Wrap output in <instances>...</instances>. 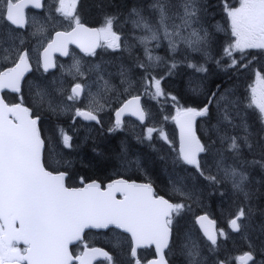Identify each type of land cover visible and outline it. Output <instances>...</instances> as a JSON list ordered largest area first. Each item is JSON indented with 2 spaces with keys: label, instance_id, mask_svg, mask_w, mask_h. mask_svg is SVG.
Instances as JSON below:
<instances>
[{
  "label": "snow or ice",
  "instance_id": "snow-or-ice-1",
  "mask_svg": "<svg viewBox=\"0 0 264 264\" xmlns=\"http://www.w3.org/2000/svg\"><path fill=\"white\" fill-rule=\"evenodd\" d=\"M0 4L3 5L0 8V20L9 29L12 26L15 29L25 26L24 10L29 4L37 9L44 6L42 0H0ZM76 5L77 0H58V6H54L55 12L70 22L71 30L57 31L55 37L47 43L43 50L45 71L55 67L51 53L59 51L67 55L69 43H78L85 52L92 55L99 46L100 38L107 42L109 48H121V36L113 31L114 23H118L116 17L107 16L103 27L89 29L76 14ZM220 7L227 17L230 42L216 63L219 66L223 58L227 57L230 63L225 65V70L247 68L248 65L242 63L246 50L259 49L264 52V0H236L235 4L231 0H221ZM129 21L134 29L146 33L136 37L144 45L145 59L136 58V67L143 73L140 82L144 94L151 95L153 99L167 95L179 105L177 97L165 94L161 87L165 77L157 78L153 72L164 64L168 68L166 75H171L177 67L175 54L181 44L186 50L201 52L206 59L211 58L208 49L212 32L209 29L214 27L217 32L224 29L219 24H209L203 0H141L140 4L128 12L125 22ZM46 23L47 18L45 24H40L33 35L45 33ZM162 40L167 41L171 57L154 55L153 49L148 47L151 41L160 47ZM9 41L0 39V61L12 65H0L3 67L0 70V90L10 89L19 93L24 73L30 68V55L29 50L22 47L23 41L19 45L13 37ZM5 43H8V47L4 46ZM132 47L127 45L126 50L130 52ZM234 53H240L241 60L236 59ZM187 66L196 72L208 71L203 65L188 63ZM73 67L76 75H85L79 62ZM96 69L98 71L99 66ZM120 75L121 83L131 87L132 82L123 67ZM257 77L261 87L251 88L245 107H241V101L234 98V93L228 89L221 92L220 85H216L215 91L204 93L206 102L202 107L178 106L176 115L172 117L180 127L177 161L193 166L199 176L213 186L230 183L231 190L239 198L240 205L228 222L234 232H245L248 228L245 221L254 212L252 201L257 193L252 190L247 166L259 165L264 169V75L258 71ZM98 81H103L105 93L113 90L103 76H98ZM190 90L193 93L204 91L202 85L192 87L191 81ZM82 94L86 99L90 98L87 105L84 108L75 107L76 103L82 102ZM139 101L140 96H133L116 110V121L109 128L110 132L121 126L120 117L130 106H134L133 115L141 121L145 120L146 113ZM30 103L31 107L25 106L23 97L18 103H8L0 96V264H75L76 261L79 264H92L96 257L111 262L112 255L103 249L88 248L85 245V250L74 256L69 246L82 240L85 229L112 228L130 234V257L135 264H141L137 256L138 248L150 245H155L156 257L148 260L147 264H169L165 250H172L174 216L179 215L187 206L185 203H171L164 196L158 195L151 183L139 184L123 179L114 180L102 187L96 180L85 182L81 178V187H71L66 183L71 179L68 171L56 168L50 170L47 166L46 139L42 137L40 127L42 113L60 116L71 112L73 120L82 117L99 124L100 113L108 106V101L100 93L93 94L90 85L76 83L66 97L63 90H60L58 97L55 91L36 86ZM213 109L214 124L211 123ZM248 109H253V112L250 113ZM197 117L207 118L210 124L203 140L197 135ZM250 120L253 123L250 124ZM254 125L258 126L252 130ZM154 131V128L147 129L148 139H151ZM237 131H242L243 135L231 134ZM161 136L167 141L163 132ZM60 138L65 148L72 147V137L63 129H60ZM244 148L254 157L258 154L259 159H244ZM202 153L206 154L203 164L200 158ZM229 159L232 160L231 164L227 163ZM209 160L215 168V174H212ZM173 190L182 198L192 199V194L184 190L180 181L173 185ZM205 221H208L207 215L196 218L207 240L217 245L218 235L225 236L226 233L223 230L217 233L215 221H208L209 227L205 226ZM185 240L181 252L187 256V264H202L198 259V244L192 240L191 235L186 236ZM237 259L242 264L248 261L255 264L252 251L245 252ZM215 264L226 262L219 260Z\"/></svg>",
  "mask_w": 264,
  "mask_h": 264
},
{
  "label": "trees",
  "instance_id": "trees-1",
  "mask_svg": "<svg viewBox=\"0 0 264 264\" xmlns=\"http://www.w3.org/2000/svg\"><path fill=\"white\" fill-rule=\"evenodd\" d=\"M117 1L118 0H82L81 5L85 4L84 6L87 7V16L84 17L85 21L93 22L95 20L105 19L107 16H112L113 13L117 11V9L112 8L108 10V8L116 4ZM212 1L214 0H206L203 3L206 4ZM210 8L211 7H209L207 10L209 11ZM101 10H105L104 13H102ZM99 12L102 14H100ZM220 13L221 12L218 9L217 14L220 15ZM222 23L224 29L223 31L212 32V41L210 48L208 49L211 58L206 59V57L200 53H189V55H184V60L179 61V59L175 56V62L177 63V67L172 70L171 75L167 76L166 81L169 85L166 87L168 90L164 91L165 94H171L172 96H176L177 100L179 101V105H177L170 99V97H167V95L165 96V101L168 110H171L172 113L176 112L178 106L202 107L203 103L206 102V97L204 93L210 94L212 91H215L216 85H220V91H224L225 89H228L230 91L235 90V96L240 98L241 104L244 107L248 104V100L251 95V88L253 86L255 77L257 76V72L259 71L262 75H264V52H261V50L259 49L246 50L243 56L242 63L248 65L247 68L225 70V65L230 63L227 57H224L222 63L218 66L216 60L221 59V57L223 56L224 47L230 42V32L227 20H224ZM210 25L214 26V24ZM212 28L213 27H211V29ZM171 56L172 55L167 54V57ZM234 56L236 57V59L241 60L240 53H234ZM131 58L133 57L131 56ZM169 61L171 62V60ZM188 63H194L197 66L203 65L208 69V71L196 72L193 68H189L187 66ZM155 70L162 69L158 68ZM190 74L196 76L198 82L197 85L203 86V92L193 93L192 91L188 90L185 79L186 76ZM55 87L59 88L60 86L57 83ZM248 111L252 113L253 109H248ZM46 113L47 114L43 116V119L40 123V127L42 136L46 139L47 145L48 138H50L51 134L56 133L57 140L59 139L58 130L60 127L66 129L64 125V123H66V120L64 119L63 115L56 116L48 112ZM202 120H206L209 123L207 118L200 117L198 122V128L201 127ZM211 123H215L214 116L211 120ZM73 126L75 133V136H73L72 138L73 150H67L63 148L62 145L57 140H55L57 151L54 154L50 153V158H53V156L57 154V160L60 162V164L71 169V179L69 180L70 182L74 180V178L72 177L73 173H79L84 177H91L93 175H104L106 172L110 171V169L112 168V164L113 166L114 164L117 165V156L119 154L118 143L121 142L118 141L119 134L111 135L103 132L101 135H99L92 134L89 131L83 130L81 135L77 137L76 130L78 129V126ZM201 138L203 140L204 137L201 136ZM56 149L49 148L47 145V150L45 152L46 160L49 151ZM168 153L170 154V152ZM70 155H74V158L72 159V156ZM242 155L243 158L247 159L248 161H251L254 158L259 159L258 154L254 157L251 153L248 152L246 148L242 150ZM170 160L167 163L168 176H170ZM151 164L158 165L156 160ZM179 164L180 163L177 161V168L181 169L179 167ZM251 166L252 167L248 166L249 170L253 171L255 176L257 175L256 183L252 186V190L256 192L257 195L252 201L254 206V212L249 220L255 224H258V226H264V169L260 168L259 165L251 164ZM194 186L198 187L199 192H201L203 195L212 196V201L210 202L211 204L207 208L214 215H217L219 207L217 206L218 201L230 204L228 206L234 209L238 208L240 205V200L235 194L234 199L231 201L223 199L224 192H227V188L224 187V185L213 186L207 180L200 179V182H194ZM87 239L90 241L89 235L87 236ZM228 243V241H225L224 245H227ZM93 244L97 245L99 243L95 242ZM246 244L249 243L246 242ZM171 247H174V243H172ZM202 248H204V252L208 255V261L210 264H215V262L218 260H224L226 264L231 263V259L223 255V249L221 246L217 245L211 248L204 244ZM121 256L124 258L125 261L128 262V264H130L128 254L124 253L121 254Z\"/></svg>",
  "mask_w": 264,
  "mask_h": 264
},
{
  "label": "flooded vegetation",
  "instance_id": "flooded-vegetation-1",
  "mask_svg": "<svg viewBox=\"0 0 264 264\" xmlns=\"http://www.w3.org/2000/svg\"><path fill=\"white\" fill-rule=\"evenodd\" d=\"M140 1L141 0H124L123 1L124 2L123 8H122L123 14H128V12L133 7H135L141 3ZM43 5L44 6L42 7L41 11H36L32 6L27 7L25 9V15H26L25 26L20 27L18 29H15V26H12V29H15L14 32L12 31V29H9L7 27V25H5V22L3 20H0V26H3V27H0V33H2V35H0V39H3L5 41H9V38L13 37L15 39V43L17 45L20 44V41H23L24 43H23L22 47L24 49L29 50V55H30L29 64L31 66V71L27 75V77H25V79L22 81L21 91L19 93L12 92L11 90L3 91V96L8 103H18V102H20L21 97H23L24 102L26 99H32L33 93L36 90V86L58 92L56 94L59 97L60 90H62V89H61V87L56 88L55 87L56 84L63 79L65 81H68V79H69L68 76H66V75L61 76V73L57 74L59 69H61L62 67L66 66L68 64L75 65L77 62H79L81 71H85L86 69L91 67L103 55V48H102L104 46L103 44L100 45L101 47L95 52L94 55L88 54V53L83 54L74 46H70V55L65 59L57 58L58 67L55 68L54 70H51V71H45L43 69L41 61H40V54H41V51L46 47V44L48 43V41L51 40L56 29L54 27H51L50 23H49V15L51 13H54V9H53V6L50 4V0H43ZM84 5L85 4L81 5L80 9H81L82 16L86 17L87 16V7ZM2 7H3V5L0 4V8H2ZM102 13H104V11H102ZM102 13H100V14H102ZM46 18H47V23L45 25V28H46L45 33H43L41 35L34 36L33 33L36 31L37 20L41 19L45 24ZM128 26H130V28H133L132 24L128 25ZM4 46L8 47V43H5ZM134 63H136V62H134ZM0 65L12 66L10 63H5L3 61H0ZM0 70H3V67H0ZM119 76H121V75L119 74L118 78H119ZM128 76H130V75H128ZM97 81L98 80H89V82H91V84H89L90 89L91 90H97V89L102 88L101 89V92L103 93L102 96L104 97V99H106L108 101V106L110 107V109H109V107H107V108L105 107V110L102 113H100V117H106V119H101L100 126H97L98 128H102L103 130H105L106 128H111V127H113L112 125H114V123H113V112H114V110H113V105H112V102H114V101L112 100V97L109 96V95H113L114 92L112 90V91L105 93L103 87H101L99 84H97L98 83ZM130 81L132 82V86L129 87V85L127 84L124 87H127L130 89L127 92L128 94L129 93L133 94L136 92L133 89L136 88V84L140 82V79L138 77H132L130 79ZM76 82H80L82 84H85L81 80L74 81V83H76ZM112 87H113V89H116V87H114V86H112ZM122 93H123V91H122ZM64 94H65V92H64ZM108 98H110V100H108ZM102 102H103V100H102ZM25 105H28V104L25 103ZM142 105H143V109L146 113V118H145L144 122L142 123L144 125L139 124L134 119L125 118L123 120V122L121 123V126L129 127L131 130H139V129H147V128H154L156 130L157 129L161 130L162 125L164 123L163 113L160 112L158 117H156V116L153 117L152 112L145 107L143 100H142ZM43 113L47 114L46 112H43ZM86 124L89 126H82L81 125L80 126L81 130L89 128L91 133L95 134V131H97V129H94L93 127H96V126H92V125H98V123H96L95 121H90V122H87ZM55 140H57L56 133H53V134H51L50 138H48V141H47V145L49 148L56 149V143H55L56 141ZM49 141H51V143H48ZM162 143H163V140L161 139L160 140V149L161 150L159 153L164 152V150L162 148ZM133 144H136V146L138 147V150H136L137 154H132L133 153V151L131 150L132 144L131 145L130 144L125 145L123 143V146H124L123 148H124L126 158L121 159V156H120L121 143H118V145H119V154L117 156L118 163H117V165L114 164V166L112 164L111 165L112 168L110 169V171L106 172L104 175H93L91 177H84L83 175H80L79 173H73L72 177L75 180H79L81 178H83V179H97L101 183L102 186L106 182H108L112 179H115V178H125L127 180H137V181H144L147 179V180L152 181L155 192L158 195L164 196L165 191L163 188V180H162V174H163L162 169H164V166L153 165L155 167L154 168L155 172H152V164H151L152 162L150 161L151 163H147V164L145 162V160L147 158H148V161H149V158H151V157L155 160V159H158L159 156H161V155H159V156L157 154L153 155V154H151L150 150L142 149L141 148L142 145H138L137 143H133ZM147 144L149 147L151 146L150 143L147 142ZM156 162H159V161L156 160ZM47 166H49L50 170L53 168H56L60 171H68L69 175L71 173V169H69L68 167H66L64 165H61L60 162L57 160V154H55V156H53V158H50V156H49V160H47ZM152 175H155V178H153ZM78 182L79 181H77L74 184H70V185L71 186L76 185ZM173 227H174V225H173ZM184 230L187 233L185 235V237L188 235H191L192 240L195 238V236L191 234L192 230L197 231L195 224L193 222L190 224H187V225H183L182 229H176L175 231L177 234L173 235L172 239L174 241V248H176L178 250L181 249V246H178L177 244L180 242ZM102 234H105L107 241L112 245L113 249L116 252H118V250L121 247L125 248L126 253L129 252L132 241L127 234L123 233L122 231H120L118 229H114V228L108 229L107 231L102 232ZM185 237H184V239H185ZM200 239H201V237L198 238L196 241H200ZM122 242H124V243H122ZM83 245H84V241H79L76 244L72 245L70 250L74 255H77L81 252ZM21 247H23V245ZM144 250H146L149 254L152 253L151 248L144 249ZM200 253H202V252L200 251ZM179 262H180V260H176L174 262V264H179Z\"/></svg>",
  "mask_w": 264,
  "mask_h": 264
},
{
  "label": "rangeland",
  "instance_id": "rangeland-1",
  "mask_svg": "<svg viewBox=\"0 0 264 264\" xmlns=\"http://www.w3.org/2000/svg\"><path fill=\"white\" fill-rule=\"evenodd\" d=\"M204 1V0H203ZM216 0H214V1H212V2H210V3H207V4H205V6H206V11H208L207 9L210 7V6H212V4L215 2ZM104 2V1H103ZM102 2V3H103ZM141 2V1H140ZM123 0H118L117 1V3L116 4H114L112 7H110V8H108V10L109 9H118L120 12H121V14L123 13ZM236 3V2H235ZM234 3V4H235ZM50 4L53 6V9H54V14H51L50 15V24H51V26H53V24H54V17H55V7L54 6H58V0H50ZM106 10V9H105ZM105 10H101V11H105ZM217 10H218V6H217V4H214L211 8H210V10L207 12V14H208V22H209V24H214V26L216 25V24H219V25H222L223 23H222V19H219L220 18V15H218L217 14ZM145 15H148V13L147 12H145L144 13ZM123 16H124V19L126 20L127 19V16H128V14H123ZM226 17V16H225ZM60 18L65 22V23H67L68 25L70 24V22L69 21H67V20H65L62 16H60ZM226 19H227V17H226ZM228 23V22H227ZM127 24L128 25H131V22L129 21V22H127ZM121 25H124L125 26V28H126V30H127V34L129 35V36H127V42H129V43H131L130 45H133V47L131 48V52H134V53H138L137 51H138V45L135 43V40H134V37L136 38V37H140V36H143V35H146V33L144 32V31H142L141 29H134V28H130V26H128V25H126L125 23H123V20H122V22H121ZM104 26V24L103 25H101L100 27H103ZM207 26V25H206ZM113 31H114V29H113ZM209 31L210 32H215V31H212V29L210 28L209 29ZM229 32H230V30H229ZM131 35H132V37H131ZM121 36V35H120ZM103 42L105 43V44H107V42L103 39ZM121 42H122V40H121ZM155 44H156V42L155 41H151L149 44H148V46H150V48H152L153 49V54L154 55H159V56H162V57H167V52H168V47H167V41L166 40H162V42H161V44H160V47H156L155 46ZM180 46H184L183 44H181ZM185 47V46H184ZM189 53H200V54H202L201 52H191V51H189V50H186V48H183V49H180V50H178V52L175 54V56H176V58H178L179 59V61H182V60H184L185 59V57H184V55H189ZM104 56H106V54L104 55ZM139 58V56H138V54H137V56H134V58L136 59V58ZM140 60H144V58L141 56V58H139ZM128 60H131V58H127L126 59V61H128ZM178 61V62H179ZM118 62H122L123 64H120V68H124V69H126L127 70V73H128V75H130V76H128V77H140V76H142V75H140V73L138 72V73H135L134 71H136L137 72V68H136V66H135V63H132V61H128V62H125V61H121V60H119V59H116V60H113L112 62H109V60L108 61H104V60H99V62H97V63H95V64H93L91 67H89L88 69H86L85 71H83V72H88L90 75H93V73L95 72V71H97V69H96V66H99V70H101V65H103V66H105V71L107 72V74L109 75V76H111L110 75V73L112 74V76H113V79H112V82H115V80H116V74H117V72H118V67L116 66V64L118 63ZM125 62V63H124ZM135 62H136V60H135ZM169 63H170V61H169ZM74 65H66V66H64V68H66V69H68V70H70L71 72H73L74 74H75V69H74V67H73ZM161 67H162V70H166V69H168L167 68V66L166 65H164V64H162L161 65ZM89 69H91V71H89ZM98 70V71H99ZM120 74V73H119ZM154 75H156L157 76V78H159L160 76H163V74H156V73H153ZM61 76H65V74H62L61 73ZM75 76H78V75H76L75 74ZM119 77H121V76H119ZM122 81V80H121ZM121 81H119V83L117 84V89H113V95H109V96H111L112 97V100L114 101V102H112V105H116V104H118L119 102H120V99L122 98V91H123V89H122V87H123V85L124 84H122L121 83ZM185 81H186V84H187V88H188V90L189 91H191L190 90V81L192 82V87H194V85H195V87H198V85H197V78H196V76H194L193 74L191 75H187L186 76V79H185ZM88 84H91V82H89ZM97 84H99L101 87H102V83H101V81H98V83ZM169 84H168V82H166V87L168 86ZM126 86V85H125ZM47 87V86H46ZM162 87V86H161ZM252 87H256L257 89H259L260 87H261V84L259 83V81H258V77L256 76L255 77V80H254V83H253V86ZM48 88V87H47ZM54 89V88H53ZM167 89V88H166ZM168 90V89H167ZM144 88H143V86H142V84L140 83L139 84V92H142V93H144ZM221 92H222V90H221ZM232 93H234V98H236V99H238L239 101H241L240 100V98H238V97H236L235 96V90H232L231 91ZM56 93H58V92H56ZM117 97V98H116ZM144 98H145V102H146V107L147 108H149V109H151L152 110V112L154 113V115H159V113L160 112H162L163 113V117H164V119H165V117H167V113H166V111H165V107H164V104H159V102H158V100L157 99H153V98H151V95H145L144 94ZM115 99V100H114ZM108 100H110V98H108ZM82 104H87L88 103V99H85L84 101H82L81 102ZM107 107H109V106H106V108ZM241 107H244L242 104H241ZM71 112H69V113H67V114H64V115H69ZM214 118H215V110H214ZM70 119H73V116L71 115L70 116ZM101 119H106V117H100V121H101ZM165 120H167V119H165ZM173 120V119H172ZM251 123H253L251 120H250V124ZM214 124V123H213ZM81 126V125H80ZM78 127V129L76 130V135H77V137H79V135H81V133H82V131L83 130H85V131H89V132H91L90 131V129L88 128V129H82L81 130V127ZM257 125H254L253 126V128H252V130H255V127H256ZM209 127H210V124H207L206 123V121H202V125H201V130H202V132H203V134L205 135V134H207L208 133V130H209ZM94 129H97V131H95V134H102L103 132H104V130L102 129V128H98V127H93ZM155 132V131H154ZM153 132V133H154ZM141 133H142V135H145V136H147L148 137V133H147V129H142L141 130ZM153 133H151V135L153 134ZM163 133L167 136V141H166V145L167 146H171L172 145V138L170 137L171 136V134H169L165 129H164V131H163ZM231 134H233V135H243V132L242 131H237V132H232ZM124 138L127 136V133H125L124 135ZM215 137L213 136V139H214ZM143 141V139L138 135V134H134V136L132 137V138H129V139H123V140H121V153H120V156H121V159H124V158H126V156H125V152H124V146H123V143L125 144V145H127V144H132L131 145V150L133 151V153L132 154H137V152H136V150H138V147L136 146V144H133V143H136V141ZM84 145V144H83ZM75 149H76V147H75ZM74 149V150H75ZM57 150H51V151H49V156H50V153L51 154H54L55 152H56ZM70 156H72V159L74 158V155H70ZM134 156V155H133ZM159 156V155H158ZM51 157V156H50ZM170 158H171V155L169 154V153H167V152H163V153H161V156H159V158L158 159H155V160H158L159 162V164H158V166H164V168L166 167V165H167V163H168V161L170 160ZM206 158V155L202 158V164H203V161H204V159ZM153 158H149V161H148V158L145 160V162H146V164L147 163H153L154 161H155ZM151 161V162H150ZM227 163L228 164H231L232 163V160L231 159H229L228 161H227ZM209 166L210 167H212V174H215V168H214V166H212V162H211V160H209ZM248 166H250V167H252L251 166V164H249ZM248 166H247V171H248V174H249V177H250V180H251V187L256 183V180H257V177L254 175V173H253V171H251V170H249V168H248ZM163 171H164V169H162ZM177 172V173H176ZM170 173H171V175H172V180H173V185L177 182V181H180V182H182V181H184V180H194L195 178H194V175L193 174H191V173H188V172H186V171H184V170H182V169H179V168H175V169H172L171 171H170ZM173 185H172V187H173ZM228 185V189H227V192H224V196H223V199L224 200H227V201H231V200H233L234 199V193H233V191L231 190V185H230V183H228L227 184ZM201 190H203V189H201ZM223 201V200H222ZM228 205H230V204H226V203H223V202H221V201H218V204H217V206H219L218 207V211H217V214H218V216H219V220H220V222H222L226 217H225V214L226 213H229V210L231 209V211H234V212H236V210L238 209V208H231L230 206H228ZM228 223V222H227ZM245 223H247L248 224V228H247V230L245 231V232H240L239 233V235H244L243 236V239L246 237L247 238V241H245V242H247V243H249V245H251L256 251H258V252H260L261 254H264V226L262 227V226H258V224H255V223H253V222H251L250 220H247V221H245ZM229 224V223H228ZM225 232V231H224ZM226 233V232H225ZM187 233H186V231L184 230V232H183V234H182V238H181V240H180V242L177 244L178 246H181L182 247V245H184L185 244V242H184V237H185V235H186ZM232 240H233V246L234 247H239V238L238 237H234V238H232ZM254 242H255V244H256V246L258 247H256L255 246V244H254ZM262 247V248H261ZM199 250L203 253L204 252V248H199ZM202 253H200V254H202ZM240 253H237V255H239ZM187 256H186V254H185V258H186ZM181 262V263H180ZM180 262H179V264H186L185 262H186V260L184 261V259L182 258V259H180ZM255 264H258V262H256Z\"/></svg>",
  "mask_w": 264,
  "mask_h": 264
},
{
  "label": "water",
  "instance_id": "water-1",
  "mask_svg": "<svg viewBox=\"0 0 264 264\" xmlns=\"http://www.w3.org/2000/svg\"><path fill=\"white\" fill-rule=\"evenodd\" d=\"M86 28H89V29H97V28H91V27H88V26H86V25H84ZM69 44H73V45H75V46H77L81 51H83L84 52V50L80 47V45L78 44V43H69ZM69 44H68V46H69ZM96 49V48H95ZM53 53H58V54H61V55H63L61 52H59V51H54V52H52L51 53V59H52V61H53V63H54V59H53ZM43 63H44V57H43ZM4 90V89H3ZM1 91L2 90H0V96H1ZM134 111V106H130L129 107V109H127L124 113H122V115H124V114H132V112ZM133 115V114H132ZM136 118H138L136 115H134ZM139 119V118H138ZM175 124H176V127H177V129H178V141H179V146H180V127H179V125L176 123V121H175ZM204 215H206V214H201V215H199V216H204ZM199 216H197V217H199ZM196 217V218H197ZM208 221H214L213 219H210L209 217H208ZM208 221H205L204 222V224H205V226L206 227H209V223H208ZM198 225V227H199V229L201 230V232L203 233V235H204V231H203V229H201L200 228V225L199 224H197ZM216 226H217V224H216V221H215V225H214V228H215V230H216ZM87 229H85V231H86ZM93 230H106V229H93ZM84 231V232H85ZM129 234V233H128ZM83 235V234H82ZM205 236V235H204ZM206 237V236H205ZM207 238V237H206ZM218 238V237H217ZM76 242V241H75ZM74 242V243H75ZM154 247H155V245H153ZM91 248H99V247H91ZM100 249H102V248H100ZM85 250V249H84ZM83 250V251H84ZM104 250V249H103ZM100 259H104L103 257H96V258H94L93 260H92V264L94 263V262H96V261H98V260H100ZM78 264H79V262H78Z\"/></svg>",
  "mask_w": 264,
  "mask_h": 264
},
{
  "label": "bare ground",
  "instance_id": "bare-ground-1",
  "mask_svg": "<svg viewBox=\"0 0 264 264\" xmlns=\"http://www.w3.org/2000/svg\"><path fill=\"white\" fill-rule=\"evenodd\" d=\"M132 59V63H134L135 62V59L134 58H131ZM159 69H162V67L160 66V67H158ZM158 68H156V69H158ZM135 73H138V72H136V71H134ZM140 141V140H139ZM138 140L136 141V142H139ZM141 142V141H140ZM157 155H161V153H156ZM154 155V154H153ZM157 164H159L158 162H157ZM180 259H182V257L180 258Z\"/></svg>",
  "mask_w": 264,
  "mask_h": 264
}]
</instances>
